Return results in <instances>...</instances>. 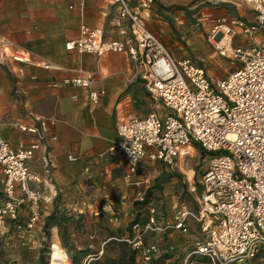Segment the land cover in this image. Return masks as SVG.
Returning <instances> with one entry per match:
<instances>
[{"label":"crops","instance_id":"obj_1","mask_svg":"<svg viewBox=\"0 0 264 264\" xmlns=\"http://www.w3.org/2000/svg\"><path fill=\"white\" fill-rule=\"evenodd\" d=\"M126 1L136 5L140 0ZM208 12L254 21L250 9L238 0H208L188 10L159 9L152 3L143 18L171 56L179 59L192 57L190 54L206 46L212 23L201 17ZM198 19L201 24L197 26ZM126 25L112 0H0V42L9 46V52L29 58L23 63L9 58L0 64V139L13 148L29 144L32 135L19 126L32 124L37 118L53 119L50 134L56 137L28 164L30 173L37 177L30 187L41 197L35 229H23L30 212L27 208L17 225L8 226L0 234L5 248L1 255L10 259V264H39L36 250L46 239L41 232L45 225L51 244L50 264L54 244L66 253L67 264L104 263L107 259L120 264L119 254L110 253L109 245L126 244L121 240L131 236L132 224L146 220L147 210L137 198L154 185L147 170L155 167L167 172L168 168L159 162H147L128 181L122 155H111L109 150L116 139L118 122L161 112L162 107L150 96L127 54L77 56L65 50V43L78 38L82 26L100 28L106 39H114L124 36ZM257 37L264 38V32ZM44 63L53 68L44 69ZM78 68L92 79V89L105 91L97 106L88 102L87 90L60 85L63 78L77 76ZM68 156L76 160L71 162ZM1 190L0 184V204ZM152 190L150 200L161 226L174 223L181 208L193 213L199 210L198 196L193 197L196 204H185L180 201V192L173 189L162 193ZM186 224L188 231L184 234L172 229L148 233L146 244L156 245L160 253L150 261L134 255L130 264H209L199 256L188 257L197 243L206 240V234L195 220L188 219Z\"/></svg>","mask_w":264,"mask_h":264},{"label":"built area","instance_id":"obj_2","mask_svg":"<svg viewBox=\"0 0 264 264\" xmlns=\"http://www.w3.org/2000/svg\"><path fill=\"white\" fill-rule=\"evenodd\" d=\"M238 1L253 13V22L214 12L201 17L212 23L208 44L218 57L236 67L223 79H212L190 57L171 56L160 36L144 22L143 14L151 9L152 0H140L136 5L112 0L119 19L127 22L123 37L106 39L102 29L82 26L79 37L65 43V50L77 56L127 54L150 96L162 107L161 112L116 125L109 153L122 155L126 180L147 162H159L173 170L179 153L188 145L211 156L199 181L197 213L181 208L174 223L161 226L150 198L138 196L137 202L147 210L146 220L143 224L135 221L131 236L121 241L144 261L160 253L156 245L146 244L148 233L169 229L187 233L188 219L200 223L201 232L206 234L190 258L199 256L209 264H245L264 255V38L257 37L264 32V0ZM173 20L178 22L179 18ZM8 47L0 42V64L9 58L29 62L25 54L9 52ZM42 67L53 68L48 63ZM76 72L77 76L63 78L60 85L87 90L88 102L97 106L105 91L92 89V79L82 69ZM54 125L51 118L20 125V130L32 137L29 144L20 143L16 148L0 139V234L17 225L27 208L30 212L23 229H35L41 197L30 187L37 177L30 173L28 164L39 149L46 151L48 142L56 140L50 134ZM68 160L76 158L68 156ZM43 162L48 166L46 157Z\"/></svg>","mask_w":264,"mask_h":264},{"label":"rangeland","instance_id":"obj_3","mask_svg":"<svg viewBox=\"0 0 264 264\" xmlns=\"http://www.w3.org/2000/svg\"><path fill=\"white\" fill-rule=\"evenodd\" d=\"M206 2H208V0H153V5L159 9L174 7L176 9L183 8L188 10L196 6L206 4ZM190 56H192L190 58L198 62V65L200 64L203 66L208 76L212 79H223L229 71H233L236 68L235 65L227 63L225 60L221 59L215 54L214 50L207 42V36L206 46L202 49V51L190 54ZM210 158L211 156L203 153L199 147L188 145L182 152L179 153L178 163L173 170L168 169L166 172L164 171V168H162V170L159 168L155 169V167L152 169L149 168L147 170V173H149L148 177H152V179H150L152 180L150 184L154 182V185L152 184V186H150L146 191V194L149 195L148 198L151 196L150 193L152 189L162 193L164 189L169 188L180 192V201L183 203L196 204V201H194L193 197H199L200 195L199 181L201 179L202 172H204L208 166ZM172 180H174V184L171 183ZM192 188L195 189L193 190ZM41 232L46 236V239L43 240V243L40 245L38 250H36L40 255L39 264H50L49 253L51 244H49L47 241V236L49 235L47 225L42 228ZM2 245L3 244L0 242V263L10 264V259H4V255H1V253L5 250V248L3 249ZM109 251L110 253L116 252L119 254L120 259H118V263H131L129 259V247L127 245L122 243H113L109 245ZM96 258L97 257L94 259ZM12 263L15 264L16 262ZM91 264H114V261L112 259H107L104 263H100L99 261L95 260ZM245 264H264V255L259 256L258 258Z\"/></svg>","mask_w":264,"mask_h":264},{"label":"bare ground","instance_id":"obj_4","mask_svg":"<svg viewBox=\"0 0 264 264\" xmlns=\"http://www.w3.org/2000/svg\"><path fill=\"white\" fill-rule=\"evenodd\" d=\"M66 253L56 244L51 246V263L67 264Z\"/></svg>","mask_w":264,"mask_h":264},{"label":"trees","instance_id":"obj_5","mask_svg":"<svg viewBox=\"0 0 264 264\" xmlns=\"http://www.w3.org/2000/svg\"><path fill=\"white\" fill-rule=\"evenodd\" d=\"M148 194H146V200H147V198H148ZM126 245V244H125ZM258 258V257H257ZM129 259H130V261L132 262L133 261V259H134V254H133V252L131 251V249L129 248Z\"/></svg>","mask_w":264,"mask_h":264}]
</instances>
